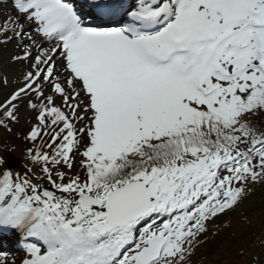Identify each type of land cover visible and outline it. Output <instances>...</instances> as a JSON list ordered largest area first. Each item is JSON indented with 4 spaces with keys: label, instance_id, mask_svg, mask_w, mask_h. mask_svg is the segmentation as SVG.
Returning <instances> with one entry per match:
<instances>
[{
    "label": "snow or ice",
    "instance_id": "1",
    "mask_svg": "<svg viewBox=\"0 0 264 264\" xmlns=\"http://www.w3.org/2000/svg\"><path fill=\"white\" fill-rule=\"evenodd\" d=\"M13 43L0 264H195L264 185V0H0Z\"/></svg>",
    "mask_w": 264,
    "mask_h": 264
},
{
    "label": "trees",
    "instance_id": "2",
    "mask_svg": "<svg viewBox=\"0 0 264 264\" xmlns=\"http://www.w3.org/2000/svg\"><path fill=\"white\" fill-rule=\"evenodd\" d=\"M28 128L29 126L20 129L21 136L13 139L14 144L25 143L23 134ZM255 187L254 194L237 209L219 216L209 225V232L202 237L205 243L200 245L193 257L195 264H224L226 260L232 258H245L249 250L261 243L259 236H256V231L260 228V221L264 220V185ZM234 220H247L249 225L243 232L233 235L231 229H223V226ZM248 239L251 242L245 245ZM253 243L254 246H252ZM241 245L243 247L238 250ZM262 249L256 250L251 258L247 257L246 264H258L256 257ZM241 252L244 254L241 255Z\"/></svg>",
    "mask_w": 264,
    "mask_h": 264
},
{
    "label": "rangeland",
    "instance_id": "3",
    "mask_svg": "<svg viewBox=\"0 0 264 264\" xmlns=\"http://www.w3.org/2000/svg\"><path fill=\"white\" fill-rule=\"evenodd\" d=\"M16 52L15 44H9L2 48H0V76L7 75L9 80V86L7 88H3L0 90L2 94H0V99H3L15 85L12 84V81L20 75L22 70V65L15 64L10 62V57ZM34 116L33 113L27 112L24 108L21 109V121L19 125L14 126L13 132L7 133L6 131L0 129V156H5L6 153L14 154L16 157L21 160V168H16V170H23L25 166L33 167L30 162L25 158V150L30 145L25 143L14 144L15 137H20L21 132L20 129L29 126L26 122V118H31ZM249 225L247 220H234L223 226V229H231L233 235H237L238 233L243 232ZM262 230H264V220L260 221V228L256 231V236H259L258 239L261 240V243L256 245V247L252 248L247 252V256L245 258H235L226 260L224 264H246L247 257L251 258L256 250H261L264 247L262 241H264V236H262ZM251 240H247L245 245H248ZM254 246V243L252 244ZM243 247L242 245L238 248V250ZM6 250L10 251L13 255H15L17 264H19L20 259L24 255L22 251H20L16 247L6 248ZM241 250V249H240Z\"/></svg>",
    "mask_w": 264,
    "mask_h": 264
},
{
    "label": "water",
    "instance_id": "4",
    "mask_svg": "<svg viewBox=\"0 0 264 264\" xmlns=\"http://www.w3.org/2000/svg\"><path fill=\"white\" fill-rule=\"evenodd\" d=\"M4 158L10 161L15 169L21 168V160L20 158L16 157L14 154L6 153Z\"/></svg>",
    "mask_w": 264,
    "mask_h": 264
}]
</instances>
